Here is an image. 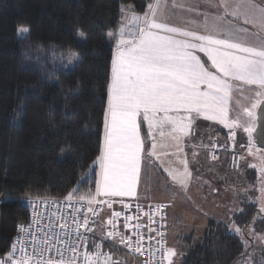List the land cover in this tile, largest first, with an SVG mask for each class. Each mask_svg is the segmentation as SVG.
<instances>
[{
  "label": "snow or ice",
  "instance_id": "6c2138e0",
  "mask_svg": "<svg viewBox=\"0 0 264 264\" xmlns=\"http://www.w3.org/2000/svg\"><path fill=\"white\" fill-rule=\"evenodd\" d=\"M146 2L142 13L132 4L119 8V26L109 36L114 44L97 152L91 168L63 197L66 214L57 207L49 217L39 213L33 203L37 218L28 225H17L18 235L0 256V264H127V259L103 250L105 241L116 251L127 249V255L147 251L149 260L144 264H174L178 253L166 246L165 232L157 238L152 233L158 229L151 226L159 215L161 228H166V213L160 210L170 205L141 207L138 187L142 168L161 167L187 193L192 171L181 154L185 146L193 144L195 131L203 127L197 123L201 120L227 129L233 149L238 131L247 134V144H240L246 155L234 153L232 166L243 174L239 161L252 158L247 167L259 173L257 214H264V138L259 147L253 139L257 110L264 112V3L204 0L214 12L199 13L200 19L180 17L170 22L168 9L178 7L175 0ZM17 36L27 41L30 28L18 26ZM78 37L77 44L86 43L83 33ZM37 49L36 59L40 60L43 45L38 44ZM51 59L67 68L79 57L69 45L60 53L53 49ZM200 146L213 149V160L219 158L217 149L228 150L218 142ZM197 155L194 150L192 156ZM175 162L182 167L172 166ZM89 182L94 189L81 194L80 189ZM117 203L121 210L113 208ZM121 218L127 235L118 230ZM232 227L242 235L241 228L234 223ZM153 240L158 247L152 246ZM161 250L157 262L156 253Z\"/></svg>",
  "mask_w": 264,
  "mask_h": 264
},
{
  "label": "trees",
  "instance_id": "16d2710c",
  "mask_svg": "<svg viewBox=\"0 0 264 264\" xmlns=\"http://www.w3.org/2000/svg\"><path fill=\"white\" fill-rule=\"evenodd\" d=\"M121 4L134 5L138 13L147 7L146 0H0V256L10 249L17 225L28 220L27 199H63L91 168L113 50L108 35L119 26ZM21 25L30 28L27 41L18 39ZM78 33L86 43L77 44ZM38 44L43 45L40 60ZM69 45L79 59L65 70L51 51ZM89 189L94 183L80 193ZM256 212L255 204L244 203L231 222L242 230ZM177 239L180 264L252 260L251 249L242 257L249 241L214 219L207 220L200 237L189 233Z\"/></svg>",
  "mask_w": 264,
  "mask_h": 264
},
{
  "label": "rangeland",
  "instance_id": "374dc122",
  "mask_svg": "<svg viewBox=\"0 0 264 264\" xmlns=\"http://www.w3.org/2000/svg\"><path fill=\"white\" fill-rule=\"evenodd\" d=\"M55 63L65 70H71L75 66L74 64V66L65 68L58 60ZM214 133V131L208 132L207 138L204 135V142H201V139L198 143L193 141L192 145H187L186 154H181L183 158L188 160L193 145H195L193 148H197L198 152L197 156H191L189 162L192 179L187 193L183 192L178 185H174L171 178L161 167L155 168V179H153L154 174L151 171L152 169L150 170V166L144 169L140 180L141 183L138 187L140 199L138 202L170 205L166 207L170 224L168 247L174 248L178 253L173 258L174 264H180L183 255V250L175 247L178 241L177 238H182L189 233H192L194 238L200 237L209 219L222 222L228 226L232 233H235L231 221L234 215L242 210L244 203H252L255 204L257 210L259 208L257 200L260 195L258 191L259 173L257 170L247 167V162H250L252 158L246 157V160L239 161L243 174L233 168L231 152L223 151L218 154L219 158L217 160H213L210 155L211 147H201L200 145L218 142L215 135H213ZM239 135V137H236V154L246 155V148H241L240 144H247V135L245 136L242 133ZM209 137L212 138L211 141ZM227 142L228 137L221 142V145H227ZM167 159L165 158L166 161ZM172 166L182 167L178 162H175ZM242 188H247L249 191L247 193L242 192ZM213 189L218 191H213ZM233 189H235V193ZM245 196L247 197L246 201L242 199ZM230 217L231 219H229ZM263 225L264 214H257L256 212L253 222L244 231L242 230V235L235 233L246 243L248 238L253 240V247L248 258H250V255L264 252V231L259 230ZM115 257L121 260L127 259V264H140L137 258L123 252L115 253ZM242 264L249 263L243 262Z\"/></svg>",
  "mask_w": 264,
  "mask_h": 264
},
{
  "label": "built area",
  "instance_id": "2783aa9c",
  "mask_svg": "<svg viewBox=\"0 0 264 264\" xmlns=\"http://www.w3.org/2000/svg\"><path fill=\"white\" fill-rule=\"evenodd\" d=\"M219 144L221 145V143H219ZM221 146H224V145H221ZM227 146H228V150H227V151L232 153V158H233V155H234V153L236 154V151H235V149L232 148V146H231V141L228 140V142H227ZM216 151H217V155H218L219 153H222V152L224 151V149H223V147H221L220 149H217ZM212 152H213V149L211 148L210 155L212 154ZM232 163H233V160H232ZM45 200H47V205H46V206H45V204H44V201H45ZM26 203H27L28 206H29V216H28V220H27V222L23 223V224H25V225H28V224L31 222V220H32L33 218H37V217H36V213L33 212V207H32L33 203L35 204V208L38 210L39 213H41V214H47L49 217L51 216V213L57 211V207H59L60 213H61L62 215L66 214V212H67V209L65 208V205H64V201H63V199H52V198H32V199H27V200H26ZM133 203L135 204V203H137V202L134 201ZM138 203H139V204L141 205V207H143V208H146V206H148V205H155V204H149V203H147V204H145V203H140V202H138ZM85 207H86V205H85ZM113 208L116 209V210H121V206H120L119 203L114 204V205H113ZM132 211H133V212L136 211L135 207H133ZM160 211L163 212V213H166V216H165V220H166V228H165V229H162V228H161V226H160V220H159V215H157V217H156L157 222H156L155 224L151 225V226L157 228V229H158V232H157V233H152V235H154V236H156L157 238H159V233H160L161 231H164V232H165V243H166V246L168 247V241H167V236H168L167 211H166V208H165V207L162 208ZM106 219H107V216L105 217V220H106ZM144 219L146 220V218H144ZM42 223H43V222H42ZM123 223H124V222H123V219L121 218V219L118 221V230L121 231V232H125V230H124V228H123ZM105 227H110V226H106V225H105ZM81 231H83V229H81ZM96 231L99 232V231H100V228L98 227V228L96 229ZM145 231H146V230H145ZM127 234H129V233L125 232V235H127ZM17 235H18V230L16 229L15 237H17ZM15 237H14V238H15ZM96 238L98 239V237H96ZM110 243H111L110 241H105V242H104L105 247H104L103 250H104L105 252H109V251H111V252H113L114 255H115V251H114L112 248H109V247H108V245H109ZM151 244H152V246H153L154 248H155V247H158V245H156V241H155V240H153V241L151 242ZM90 247H91V245H90ZM118 247H119V246H118ZM29 251L32 252V249H29ZM120 251L123 252V253H125V254H127V249H125V248H123V247L120 248ZM32 254L35 255L34 252H32ZM50 254H53V255H54V253H50ZM162 254H163V250H161L160 252H157V253H156V257H155V258H156V261H157V262L160 261ZM130 256H132V257H134V258H137V259L140 261V264H144V261L149 260V253H148L147 251H144V253H143L142 255L137 254V255H130ZM258 264H264V254H263V256L261 257V260H260V262H259Z\"/></svg>",
  "mask_w": 264,
  "mask_h": 264
},
{
  "label": "crops",
  "instance_id": "0c3cea01",
  "mask_svg": "<svg viewBox=\"0 0 264 264\" xmlns=\"http://www.w3.org/2000/svg\"><path fill=\"white\" fill-rule=\"evenodd\" d=\"M175 3L178 5V7H176V8L169 7V9H168V15L171 18L170 22H177L180 17H192V18H195V19H200L199 13H202V12H205V11H211V12L215 11V9L209 8V6L204 2V0H175ZM257 3H264V0H257ZM179 5H185V7L181 8V7H179ZM188 7L192 8L191 12H189L187 10ZM248 27H250V26H248ZM114 32H112V33H114ZM110 34L111 33H109L108 37L110 36ZM112 43L114 44V42H112ZM199 55L201 56V58L203 60H206V57H204L202 53H200ZM197 123L200 124V125H203V127H200V128H198L195 131V133L191 137L192 141H195V142L198 143L199 140L201 139V142H204V140H203L204 139V135L206 137V135H208V132H213V131L215 132L213 135H215V137H216V139H217V141L219 143L225 141L226 137H228V130L225 129L222 125H217V124H214L212 122H207V121H203V120L198 121ZM213 128H215V130H213ZM218 129H219V131H218ZM240 133L244 134L245 136L247 135V134L243 133L242 131H238L237 137L240 136L239 135ZM191 145H190V149H191ZM186 148H187V146H185L184 153H183L184 155L187 152ZM192 149L193 150H190V152H189L190 158L188 159V162H190V159H191V156H192L191 155L192 152L194 150L197 152V148H193L192 147ZM150 170L153 171L154 177L153 176L152 177H153V179H155V168L150 166ZM143 171H144V168H142L141 178H142ZM140 183H141V181H140ZM140 203H143V202H140ZM262 253H264V252H258L257 254H254L252 256L250 255V259H252V260H248V262H246V263L258 264L260 262V260H261Z\"/></svg>",
  "mask_w": 264,
  "mask_h": 264
},
{
  "label": "water",
  "instance_id": "95a60500",
  "mask_svg": "<svg viewBox=\"0 0 264 264\" xmlns=\"http://www.w3.org/2000/svg\"><path fill=\"white\" fill-rule=\"evenodd\" d=\"M264 107V106H262ZM264 138V112L257 110V120H256V126H255V131L253 132V139L257 144V147L260 146V140ZM243 231L245 228L242 229ZM248 241L250 243V246L248 249L243 253L242 257H246L248 254V251L252 248L253 246V240L251 238H248Z\"/></svg>",
  "mask_w": 264,
  "mask_h": 264
}]
</instances>
